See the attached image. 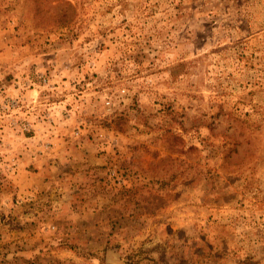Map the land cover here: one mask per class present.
<instances>
[{"label":"rangeland","instance_id":"rangeland-1","mask_svg":"<svg viewBox=\"0 0 264 264\" xmlns=\"http://www.w3.org/2000/svg\"><path fill=\"white\" fill-rule=\"evenodd\" d=\"M0 264H264V0H0Z\"/></svg>","mask_w":264,"mask_h":264},{"label":"crops","instance_id":"crops-1","mask_svg":"<svg viewBox=\"0 0 264 264\" xmlns=\"http://www.w3.org/2000/svg\"><path fill=\"white\" fill-rule=\"evenodd\" d=\"M88 159H90V158H86V159H82L84 162L85 161H89V162H94V161H91V160H88ZM34 180H35V177L34 178H31V179H27V187H31L33 184H34ZM24 186H26V185H24Z\"/></svg>","mask_w":264,"mask_h":264},{"label":"built area","instance_id":"built-area-1","mask_svg":"<svg viewBox=\"0 0 264 264\" xmlns=\"http://www.w3.org/2000/svg\"><path fill=\"white\" fill-rule=\"evenodd\" d=\"M122 91H124V90H122ZM110 102L109 101H107V104H109Z\"/></svg>","mask_w":264,"mask_h":264}]
</instances>
